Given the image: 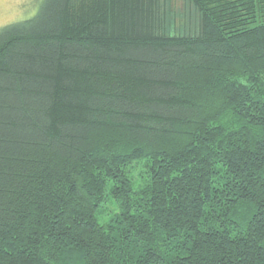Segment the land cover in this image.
<instances>
[{
  "label": "trees",
  "instance_id": "1",
  "mask_svg": "<svg viewBox=\"0 0 264 264\" xmlns=\"http://www.w3.org/2000/svg\"><path fill=\"white\" fill-rule=\"evenodd\" d=\"M188 1L0 27V264H264V0Z\"/></svg>",
  "mask_w": 264,
  "mask_h": 264
},
{
  "label": "rangeland",
  "instance_id": "2",
  "mask_svg": "<svg viewBox=\"0 0 264 264\" xmlns=\"http://www.w3.org/2000/svg\"><path fill=\"white\" fill-rule=\"evenodd\" d=\"M42 2L43 0H0V27L34 16ZM169 3L176 19L181 22L183 20L184 23L189 17L196 20L193 5L188 0H170Z\"/></svg>",
  "mask_w": 264,
  "mask_h": 264
}]
</instances>
